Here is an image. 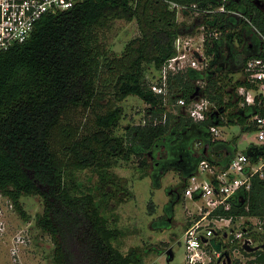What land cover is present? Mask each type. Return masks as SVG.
Listing matches in <instances>:
<instances>
[{
  "label": "trees",
  "instance_id": "trees-1",
  "mask_svg": "<svg viewBox=\"0 0 264 264\" xmlns=\"http://www.w3.org/2000/svg\"><path fill=\"white\" fill-rule=\"evenodd\" d=\"M171 2L188 5L184 14H200L197 27L222 34L206 39L208 66L170 75L165 95L152 89L146 67L159 70L177 53L175 39L196 29L178 22ZM221 5L226 11H217ZM116 18L136 19L140 29L120 55H113L103 39ZM254 26L264 33V0H83L44 15L25 42L0 50V192L25 221L30 215L22 196L42 199L36 223L53 240L55 264H142L151 251L134 246L125 252L113 242L124 230L113 226L117 219L105 211L127 194L112 170L121 160L135 157L157 182L171 170L179 173L178 191L170 192L157 228L171 227L177 197L201 161L228 167L239 152L238 137L224 140L211 128L239 124L244 131L257 130L251 121L257 106L242 105L238 87L246 82L234 77L262 45ZM129 95L148 104L144 122L118 134L124 114L119 103ZM199 97L214 105L205 120L195 121L178 105L177 113L168 110L180 98L189 103ZM79 110L93 119L77 122L73 113ZM245 153L264 154V146L252 144ZM87 169L99 175L89 190L76 174ZM230 201L231 209L219 207L210 216L264 222V176L256 173L251 188ZM149 211L154 212L152 202ZM254 253L252 262L264 264V249Z\"/></svg>",
  "mask_w": 264,
  "mask_h": 264
},
{
  "label": "rangeland",
  "instance_id": "rangeland-1",
  "mask_svg": "<svg viewBox=\"0 0 264 264\" xmlns=\"http://www.w3.org/2000/svg\"><path fill=\"white\" fill-rule=\"evenodd\" d=\"M177 19L180 24L185 22L186 25H193L195 28H198L197 25L201 21L200 14L196 12L188 14L179 12ZM195 32V38L191 40L192 45L197 42V37L200 34V31L195 30ZM139 35L140 29L136 19L116 18L103 39L113 55H120L125 45ZM146 71L149 72V78L153 79L152 81L157 80L160 75L158 69L153 65H147ZM241 75L242 71L240 70L234 72L235 78H239ZM103 78H107V73L103 74ZM105 89L109 92L110 86H105ZM119 104L122 105L124 114L117 129L118 134L125 133V128L129 124L144 122L148 104L139 96L129 95ZM176 105L174 103L169 104L168 110L177 113L180 109ZM73 115L76 121L81 124L88 119H93L90 113L80 110ZM217 137L224 140L238 137L239 152H245L256 142L257 131H244L241 125L232 124L220 126ZM112 170L122 183L121 189L127 193L122 192L120 195L123 199L118 202L112 201L113 209L105 211L106 216L110 219H117L112 225L124 230V235L113 240V242L120 245L125 252L134 246L149 247L151 251L145 256L142 264H186L185 232L187 228L201 218L203 213L201 207L208 204V201L204 199L193 200L187 197L184 191L183 195L180 194L177 197L178 202L175 205L171 227L157 228L154 224L163 217L165 206L171 199V193L176 195L178 191L177 187L181 182L179 173L171 170L157 182L149 170H141L139 161L135 157L130 162L121 160L120 164ZM76 174L78 182L86 190L91 189L99 180L98 173L90 169L76 171ZM208 179V172L202 171L199 180ZM94 193L97 192L94 190ZM21 200L30 215L29 221L23 220L11 200L0 192V264H55L53 261V240L36 223L37 214L43 211L42 199L35 195H23ZM151 202L154 205L153 213L149 211V203ZM259 219L251 216L240 217L236 219L237 221L232 224L228 231L234 230L237 233L240 227H244L250 231L249 235L253 239V247H261L264 244V222ZM208 220V222L207 220L202 221L209 224L203 228L215 225L212 222L209 223L210 219ZM252 233L258 235L253 236ZM225 234V231L221 230L217 234V242H222L223 248L228 249L236 257V260L234 258L232 262L233 264L255 261L257 258L255 251H245L239 241L235 239L234 234L230 233L229 237L224 238ZM170 248L174 252V259L172 260H168ZM210 248L213 250L210 252L213 261L216 262L218 260V256L214 252L216 245L211 243L208 249ZM204 260H208L207 256Z\"/></svg>",
  "mask_w": 264,
  "mask_h": 264
},
{
  "label": "built area",
  "instance_id": "built-area-1",
  "mask_svg": "<svg viewBox=\"0 0 264 264\" xmlns=\"http://www.w3.org/2000/svg\"><path fill=\"white\" fill-rule=\"evenodd\" d=\"M83 0H0V50H7L17 43L25 42L34 31L37 22L46 14H56L75 7ZM226 1V0H223ZM173 7L182 12L188 9V5H179L171 2ZM194 8L197 5H193ZM226 11L225 6L221 5L217 11ZM206 11H212L207 10ZM234 14L244 16L239 11H232ZM249 20V19H248ZM255 32L259 36L262 45L246 61L242 75L239 77L245 80V84L238 87V93L242 97V105L257 106L258 111L251 117V121L257 124V140L253 143L256 146H264V33L254 26ZM195 30L200 31L197 42L191 44L195 38V31L180 34L175 39L176 54L169 58L158 70L160 75L157 80L152 81V89L160 94H167L168 81L170 75L188 68L198 70L205 69L210 58L206 53V39L219 38L222 34L220 30H207L205 25L198 26ZM186 109L195 121L205 120L208 113L213 110V103L206 97H199L191 102L180 98L176 103ZM220 126L211 128L215 135L219 134ZM208 172V180H199L200 174ZM260 173L264 176V154L249 155L245 152H238L226 169H221L209 161H201L197 173L189 178L185 195L194 200L195 196L199 200H206L208 204L201 207L202 216L193 223L185 232V242L187 249L186 264H232L224 256L220 259V252L214 250L218 260L213 261L211 248L212 239L217 240V234L223 230L229 232L232 224L237 220L232 217L214 216L211 213L223 207L231 209L230 198L240 191H247L252 186V177ZM214 223L213 227L203 223V220ZM219 228V229H218ZM206 231V232H205ZM247 229L240 227L235 233L230 231L228 235H235L243 247L245 243L253 245L251 237H245ZM214 237V238H211ZM206 239V240H205ZM233 241V239L231 238ZM210 253V254H209ZM206 256L208 260L206 259Z\"/></svg>",
  "mask_w": 264,
  "mask_h": 264
},
{
  "label": "flooded vegetation",
  "instance_id": "flooded-vegetation-1",
  "mask_svg": "<svg viewBox=\"0 0 264 264\" xmlns=\"http://www.w3.org/2000/svg\"><path fill=\"white\" fill-rule=\"evenodd\" d=\"M178 189V188H177ZM179 196H180V193H179ZM227 237H229V235H228V233H226L225 234V236H224V238H227ZM222 243V242H221ZM251 247H253V245H250ZM245 251L247 250V249H245L244 248V246L242 247ZM264 248V244L263 245H261V247L259 246V248H257V249H255V250H258V249H263ZM255 250H253V251H255ZM248 251H250V250H248ZM221 254H220V259H219V261H221V260H223V257L224 256H226L227 257V261H231L230 263H232L233 261H234V258H235V260H236V257H234L233 256V254H231L229 251H228V249H226V248H223V245H222V251L220 252ZM233 264V263H232ZM238 264V263H237ZM245 264H261V263H259V262H246Z\"/></svg>",
  "mask_w": 264,
  "mask_h": 264
},
{
  "label": "water",
  "instance_id": "water-1",
  "mask_svg": "<svg viewBox=\"0 0 264 264\" xmlns=\"http://www.w3.org/2000/svg\"><path fill=\"white\" fill-rule=\"evenodd\" d=\"M206 240V239H205ZM212 243L216 245V250L218 252H221L222 251V243L221 242H217V240L214 238L212 239ZM244 248L247 249V250H254V249H257L259 248L258 246L257 247H251L249 243H245L244 245ZM168 260H172L174 259V252H173V249H169L168 250Z\"/></svg>",
  "mask_w": 264,
  "mask_h": 264
}]
</instances>
